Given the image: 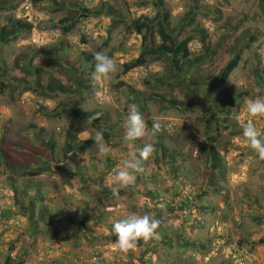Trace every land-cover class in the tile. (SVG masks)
<instances>
[{
  "label": "rangeland",
  "instance_id": "rangeland-1",
  "mask_svg": "<svg viewBox=\"0 0 264 264\" xmlns=\"http://www.w3.org/2000/svg\"><path fill=\"white\" fill-rule=\"evenodd\" d=\"M56 1L61 3L64 0ZM79 1L91 8L99 2H107L108 5L121 10L127 19L141 15L153 17L156 12L150 0ZM166 1L170 8L172 26L191 10V6H194L193 0ZM197 6L209 9V14L195 13L194 23L187 26L184 32L198 24L207 30L208 39L212 42L222 36L223 32L227 33L219 38L220 43L213 59L195 70V75L200 84L213 79L225 57L240 48L239 65L225 83L217 86L215 90V94L221 96L224 88H228L230 92H237L242 90L239 86L243 84L249 94L238 102L237 110L227 113L219 107L209 109L207 100L192 110L179 111L173 107L163 108L159 102L152 101L150 94L154 92L182 100L191 98L193 101L201 98L203 92L195 90L190 97L186 93L184 79L181 77L180 84L175 82L170 64L165 58L151 61L145 66L122 74V62L136 55L140 45V35L130 33L125 39L128 33L122 23L112 27L111 39L102 51L116 62L117 71L106 79L96 81L93 77L94 69L89 75L90 80L101 88L85 94V100L79 101L78 94L53 96L30 91L23 86L14 89L8 86L0 95V137L4 148L9 149L12 156H15L13 144H27V137H30L31 132L36 135V139L55 140V152L49 156L53 161L46 156L43 158L52 169L38 176L29 177V180L32 178L35 183L38 182L43 191L44 201L41 204L49 210L47 219L51 226L50 231L47 230V222L41 221L38 222V229H33L27 218L15 209L12 187L0 165V264H4L7 255L14 261L23 260L22 264H96L92 260L94 253L98 254V259H102L97 264H127L130 259L131 264H141L139 259L141 253L153 248H157V251L153 252L152 264H237L231 258L234 250L237 251L235 252L237 256L244 253L251 257L254 260L253 264H264V242H255L259 238H264V219L260 221L255 219L264 210V159L248 145L243 134L231 132V128L225 127L230 120H236L241 124L248 119L246 102L258 95L253 88L251 63L256 61L257 54L260 67L264 68V16L257 7L256 0H199ZM67 10L48 0L43 8H35L32 0H6L0 3V16L12 15L26 19L32 24V29L26 36H19L8 44H0V76L4 73V79L10 81L22 75L13 62L17 55L31 44L38 51L33 64L47 70L44 49L49 45L58 46L62 37L48 27L49 22L57 21ZM255 12L253 17L252 14ZM40 21L44 23L42 26L38 24ZM236 21L240 23L237 29L231 32L230 25ZM107 22H110L108 16L92 17L84 32L80 28H75L68 34L67 39L77 43L80 48L93 51V47L99 46L108 35L106 28L108 25H104ZM249 30L255 33L256 40L246 43L243 39ZM82 35L87 38V43L81 42ZM191 46L194 54L202 52V44L198 38L192 40ZM153 74H158L163 84L156 81ZM27 80L32 82L33 76L28 75ZM42 82H45L44 76ZM118 82L132 86L134 93L131 95L145 98L148 112L141 113L146 122L148 120V128L151 129L153 120H158L162 124L163 130L155 137L145 138L143 141L124 139L128 105L135 103L139 108L142 102L132 99L130 93L127 95L126 90L129 88L119 87ZM97 92L102 94L103 100L97 96ZM213 102L214 100L212 104ZM53 108L56 109L55 113L60 112L58 116L48 113ZM77 110L91 112L94 116L100 113V116H105L110 123L117 126L116 130L111 132V143L103 139L110 149L108 155L101 154L94 139L89 138L94 137L100 130L93 123L75 117ZM211 112L219 121L218 126L212 124L209 126L208 122L206 125ZM224 118L228 121L225 122ZM255 123L262 135L264 117L257 118ZM23 129L26 130L27 136L22 135ZM67 130L75 132L79 140V151L74 156L69 154L63 156L61 152ZM193 138L196 147L190 151L189 141L192 142ZM118 140L121 142L118 143ZM158 141H161L169 152L173 149L179 152L181 148V150L186 148L183 166L173 169L169 164L167 152L165 158L161 159L158 155L160 151L156 148ZM145 143H152L155 146V153L143 163V173L135 174L139 178L138 182L128 187L118 199L108 197L111 199L100 201L106 192L110 191L112 194L111 187L121 188L115 182L117 166L124 159L130 158L132 153L139 155ZM202 146L204 148L214 146L221 156L226 174L225 178L219 179L217 183H208L206 174L209 162H206L204 155L198 156L196 151ZM172 155L175 158L181 157L176 156L178 153ZM156 157L158 160H155ZM107 158L115 161L110 171L106 164ZM63 165L66 169L75 171L71 180L64 174L65 169H56L57 166ZM154 174L156 175L153 176ZM21 178L23 176L19 177L20 180L16 183L18 196H22L20 187L25 185ZM205 181L207 193L195 202L199 209L192 205L187 208L183 217L187 218L184 223L187 231L182 234V239L195 240L196 246L181 248L177 246L175 239L167 246L161 237L163 234L178 232L176 230L179 228L178 224L182 223L180 219L182 213L177 212L178 209L169 211L162 208L163 205H155V200L149 197L147 190L161 184V191L163 187L167 190L169 202L171 198H175V193L185 194L191 189L194 192L193 184ZM213 187L218 191L211 192ZM200 192L202 189L198 193ZM201 206L205 207V210ZM153 207L164 209L158 229L159 239L148 243L143 241L132 250L133 252H121L116 244V235L112 231L114 222L131 213L153 215ZM56 231L58 233L53 235ZM240 240H243L242 243H239ZM199 244H204L205 247L201 248ZM188 254H192L191 257ZM78 257L81 259L76 261Z\"/></svg>",
  "mask_w": 264,
  "mask_h": 264
},
{
  "label": "trees",
  "instance_id": "trees-1",
  "mask_svg": "<svg viewBox=\"0 0 264 264\" xmlns=\"http://www.w3.org/2000/svg\"><path fill=\"white\" fill-rule=\"evenodd\" d=\"M6 0H1L0 3H4ZM47 0H32V3L35 8L44 6ZM54 5H58L60 8L68 9L66 14H64L60 19L55 22H49L48 27L54 31H57L62 37L60 42L57 45H49L46 49H44V60L47 64V70L41 69L37 64H33L34 57L38 52L36 47L31 44L30 47H27L26 50L21 52V54L17 55L16 59L13 62V65L22 72V75L18 79L7 81L4 79V73L0 76V95L4 93L8 86H12L13 89L18 86H23L25 89H28L33 92L45 93L50 95L61 96L65 94H78V100H85V94L88 92H94L99 90L101 86L91 82L89 75L95 69V53L102 52L108 45L111 39V29L113 26H117V24H124L126 32L128 35L125 39L128 38L130 33H135L140 35V45L138 47V53L133 55L131 58L122 62L121 64V73L127 74L129 71L136 69L137 67H142L147 65L151 61H157L162 58H165L167 62L170 64V71L175 76V82L180 84L182 82V78L184 79L185 85L187 87V94L191 97L195 90H201L202 96L199 97L197 101H193L191 98L187 100L178 99L175 97H167L164 94H160L158 92H154L150 94L151 100L155 102H159L163 108L173 107L178 109L179 111L184 110H192L198 107L202 101L208 100V108L214 109V107H219L224 112H232L237 110L239 107L238 102L242 99L243 96L248 95V91L244 88V85L241 84L239 87L242 89L237 92H230L228 88H224L222 91V97L215 94V90L217 86L225 83L228 79L232 71L239 65L241 60V49H235L232 54L227 55L222 63V66L217 71L215 77L209 81L204 83L198 82V79L195 75V70H197L202 65L208 63L215 56V51L217 45H219V38L224 37L227 33L223 32L222 36H219L217 40L214 42L208 39V32L202 26L195 24V27L191 28L189 31L184 32L185 28L195 21V13H202L204 15L209 14V9L199 8L197 4L199 0H193L194 6H191V10L184 15L180 21L172 26L170 20V8L165 0H150L155 7V15L153 17H149L147 15H141L136 18L127 19L126 15H124L121 10L110 6L107 2H99L98 5L94 7H86L79 0H74L67 2L64 0L59 3L56 0H48ZM257 7L261 10V14L264 16V0H256ZM58 8L57 6H55ZM256 14L253 13L254 17ZM108 16L110 17V22H107L108 25L107 37L100 43L99 46L93 47V51H88L85 48H80L79 45L75 42H71L67 39L68 34L72 32L75 28H80L82 32H84L87 24L89 23L90 18L99 17V16ZM0 19V44H8L10 41L16 39L19 36H26L30 30L32 29V24L30 21L26 19L16 18L12 15H1ZM51 23V24H50ZM240 22L236 21L235 24H231L230 26L232 30H236L238 24ZM39 26L44 23L40 21ZM113 27V28H112ZM198 38L200 43L202 44L201 53H193L191 49V43L194 38ZM82 43H87V38L82 35L80 37ZM246 43L253 42L256 40V35L252 30L245 35L244 39ZM122 45V44H121ZM120 45V46H121ZM121 49L124 48L121 46ZM109 57V56H108ZM259 57L255 56L256 61H252L251 65V73L253 76L254 84L253 88H259L260 92L257 93L261 97H264V68L260 67ZM32 75L33 81L29 82L27 80V76ZM43 76L45 77V82H42ZM154 79L161 84L163 81L158 76V74H153ZM182 77V78H181ZM173 83V82H172ZM171 83V84H172ZM167 84V85H171ZM117 85L119 87L127 86L124 82H118ZM129 89L126 90V94L130 93V97L135 100H141V105L139 107L140 111H144L146 114L148 112L146 103L144 101L145 98L131 95L134 93V89L132 86H127ZM239 88V89H240ZM126 99H128V97ZM149 97V98H150ZM212 100H214L212 104ZM78 103V101H77ZM204 104L203 107H205ZM202 108V106H201ZM56 109L53 108L50 112L54 115H59L60 112L55 113ZM46 113V112H45ZM53 115V116H54ZM75 117H81L88 122L93 123L100 132L103 133V139L107 143H111L110 138L112 137L111 132L116 130L117 126L112 124L106 119L105 116H100L98 119H93L94 115L91 112L77 110L74 114ZM262 119V117H260ZM225 122L228 121L226 118L223 119ZM247 118L244 120L246 122ZM209 126L216 125L218 126L220 123L214 117L211 112L210 118L206 120ZM148 123V120H147ZM224 123V122H222ZM225 127L231 128V132H236L243 134L242 122L241 124L238 121L230 120L227 122ZM255 123V120H254ZM151 126V123L149 124ZM256 125V123H255ZM32 126L33 125H29ZM257 127V126H256ZM123 128V127H122ZM120 133V132H119ZM22 135H26V130L23 129ZM262 140H264V125H263V134L261 135ZM121 141L118 140V143ZM79 140L76 136V133L67 130L65 132V139L63 146L61 148V152L63 156L67 154L74 156L77 151H79ZM117 143V144H118ZM55 140L50 138V140H39L36 139V135L31 132L30 137H27V144H13V151L15 156H12L9 149L4 148L2 138L0 137V165L1 170L4 174L7 175V180L10 182V186L12 187L13 193V202L15 209L22 215H24L29 223L31 224L33 229H38V222L41 221L43 223L47 222V230L50 231V225L48 224V216L49 210L43 204L44 201L43 191L41 187L38 186V182L35 183L32 178L38 176L41 173L46 172L48 169L51 170L52 166L47 164L43 158L45 156L53 161L52 156L55 152L54 150ZM191 146V147H190ZM195 140L189 141L190 151L195 148ZM156 148L159 149V156L161 159L165 158V152L169 155L170 162L169 164L173 169L180 168L183 166L184 154L187 149L179 150L176 152L174 149L169 152L167 147L163 146L161 141L156 143ZM198 156H205L206 162H209L207 166L208 172L206 177L208 179V183H217L219 179H224L226 174L225 166L223 165L221 156L219 152L214 148V146H208L204 148L202 146L198 150ZM178 153L176 156H181L175 158L174 155ZM81 161L82 159L79 158ZM158 160V157L155 158ZM169 161V160H168ZM115 161L107 158V167L108 171H110L111 167ZM57 170L65 169L64 174L68 175V180H71L75 171H70L63 166H57ZM154 174L153 176H155ZM21 178L25 185L20 187L22 192L18 196L16 183ZM139 178L136 177L135 182H138ZM195 187L194 192L188 190L187 193H175V198L177 199L167 201L166 196V188L163 187L161 191V184L155 186L152 190H147V194L150 198L155 200V205H163L162 208L169 211H175V209L182 213V218L180 217L182 223L178 224L179 228L178 232H174L171 234H163L162 240L163 243L167 246H170L172 243V239H175L177 246L181 248L195 247V240H186L182 239V234L187 231L184 227V223L187 218L185 217V213L187 212V208L194 205L199 209L197 204L195 203L197 200H200L203 195L207 193L206 181L204 183H194ZM216 187V186H215ZM213 187L212 191H218L217 188ZM165 188V189H164ZM202 189V192L198 193L199 190ZM105 188L103 189V191ZM128 190L127 188H119V195L123 194ZM105 192V191H104ZM108 197L116 198L113 194L106 192L104 194V198H100V201H106ZM40 203V204H38ZM177 203V204H176ZM202 209H204L201 206ZM153 209V216L160 220V225L162 221V212L164 209ZM205 210V209H204ZM255 219L260 221L264 219V210L257 216ZM58 231L54 232L53 235L57 234ZM243 240H240L239 243H242ZM256 243L264 242V238H259L255 241ZM143 241H139L137 243L140 246ZM199 247L204 248V244H199ZM157 251V248H153L152 250L142 252L140 256L141 264H152V256L153 252ZM133 252V251H131ZM233 252H237L234 250ZM146 253V254H145ZM194 254V253H193ZM191 257L190 254H188ZM132 257V255H130ZM243 259H247L246 255L243 253L241 256ZM81 258H76V261ZM131 260V259H130ZM128 260L127 264H131V261ZM102 259H97L93 263H100ZM247 261V260H246ZM23 260L14 261L11 259L9 255L5 257L4 264H22Z\"/></svg>",
  "mask_w": 264,
  "mask_h": 264
},
{
  "label": "clouds",
  "instance_id": "clouds-1",
  "mask_svg": "<svg viewBox=\"0 0 264 264\" xmlns=\"http://www.w3.org/2000/svg\"><path fill=\"white\" fill-rule=\"evenodd\" d=\"M95 71L93 77L96 81L106 79L109 75L117 71L116 62L102 52L95 53ZM231 80V79H230ZM234 83V82H233ZM256 93L260 92L259 88L255 89ZM97 96L103 100L100 92ZM246 112L248 119L242 122L243 138L248 145L258 153L261 159H264V140L261 139V132L256 127L254 120L264 117V97L257 95L254 99L246 102ZM85 110V109H84ZM100 113H97L93 119H98ZM126 141L145 140V138L155 137L157 133L163 130L162 124L158 120H153L151 129L148 128L144 115L135 103L128 105V113L125 121ZM93 138L98 146L99 152L104 155L110 153L109 147L103 142V133L97 132ZM155 153V146L152 143H145L140 149L139 155L132 153L130 158L124 159L115 170V182L121 188H128L134 185L136 173H143V163L148 161ZM114 197L119 198V188L111 187ZM91 222V221H90ZM160 220L153 215L145 213L139 215L131 213L123 219L114 222L112 231L116 235V244L118 249L123 253L135 250L139 241L148 243L154 239H159L158 229Z\"/></svg>",
  "mask_w": 264,
  "mask_h": 264
},
{
  "label": "built area",
  "instance_id": "built-area-1",
  "mask_svg": "<svg viewBox=\"0 0 264 264\" xmlns=\"http://www.w3.org/2000/svg\"><path fill=\"white\" fill-rule=\"evenodd\" d=\"M92 257H93L92 260L94 262L95 260L98 259V254L94 253ZM231 258H233L237 264H253L254 263V260L251 257L246 256L247 259H243L241 256H237V253L235 252L232 253Z\"/></svg>",
  "mask_w": 264,
  "mask_h": 264
}]
</instances>
